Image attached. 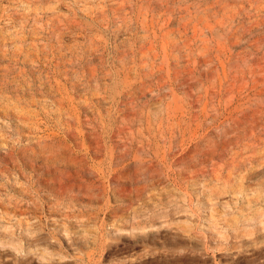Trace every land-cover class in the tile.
<instances>
[{"label":"rangeland","instance_id":"1","mask_svg":"<svg viewBox=\"0 0 264 264\" xmlns=\"http://www.w3.org/2000/svg\"><path fill=\"white\" fill-rule=\"evenodd\" d=\"M0 264H264V0H0Z\"/></svg>","mask_w":264,"mask_h":264},{"label":"bare ground","instance_id":"2","mask_svg":"<svg viewBox=\"0 0 264 264\" xmlns=\"http://www.w3.org/2000/svg\"><path fill=\"white\" fill-rule=\"evenodd\" d=\"M104 146H106V145H104Z\"/></svg>","mask_w":264,"mask_h":264}]
</instances>
